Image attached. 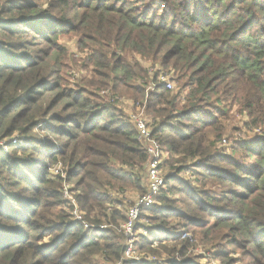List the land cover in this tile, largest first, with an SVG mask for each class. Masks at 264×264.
I'll return each mask as SVG.
<instances>
[{
    "label": "trees",
    "instance_id": "1",
    "mask_svg": "<svg viewBox=\"0 0 264 264\" xmlns=\"http://www.w3.org/2000/svg\"><path fill=\"white\" fill-rule=\"evenodd\" d=\"M47 4L42 9L33 0H0V141L15 132L22 140L0 148V264L121 259L126 246L116 231L125 216L112 209L111 192L143 193L150 159L135 125L115 105V96L126 93L145 103L164 164H179L171 168L175 172L189 169L200 183L165 175L162 206L144 209L151 210L145 218L158 224L134 242L162 259L133 264H198L186 257L187 242L177 247L165 227L171 217L184 219L182 227L194 225L206 245L223 236V247L240 251L242 263L264 264V0ZM70 33L85 54L82 69L89 71V80L81 77L73 88L52 69H60L58 58L67 55L58 39ZM146 62L160 67L154 75L171 71L184 96L158 84L147 90L154 78ZM90 87L104 88L105 97ZM233 109L245 115L249 131H257L255 138L233 142L231 154L240 151L242 158L218 148L222 122ZM38 128L41 137L33 135ZM59 160L86 220L96 227L84 229L70 219L61 180L49 169ZM210 181L217 189L205 188ZM167 194L181 196L185 212L172 208ZM46 236L48 247L42 245ZM154 243L164 250L156 253ZM210 254L227 256L223 249Z\"/></svg>",
    "mask_w": 264,
    "mask_h": 264
},
{
    "label": "rangeland",
    "instance_id": "2",
    "mask_svg": "<svg viewBox=\"0 0 264 264\" xmlns=\"http://www.w3.org/2000/svg\"><path fill=\"white\" fill-rule=\"evenodd\" d=\"M33 2H39L40 3V7L43 8H47L48 6V2L49 0H33ZM59 42L66 46L65 49L67 51V55H63L60 58H58V60H60V64L61 67L60 69L58 68V66L56 65H52V69L57 70V74H61L62 78L65 79V84H62L63 86H69L70 88L75 87L76 83H78V80L80 81L81 77L86 78L89 80V71L88 69H82V66L84 64L83 62V58H85V54L79 52V50L77 49V35H73V34H68V35H64L61 36L59 39ZM46 45H38L37 48H40L43 50V48H45ZM74 58L75 61H73L72 59ZM53 64V63H52ZM146 67L149 68L150 70V75L152 77V79L154 78V82L153 83H149L147 84L146 88L147 90H152L154 88V85L157 84V75L159 73H163L165 76H167V78H172L173 77V73L171 71H167V70H163L158 72L156 75H154V70L157 68H160L158 65L153 66V68L151 67L152 65L149 62H146ZM175 76V75H174ZM52 79H54V77H52ZM171 85L172 88L170 89V91L172 92V95H176L178 94V92H180L181 94V98L184 96L185 92L182 91L181 89H179V85L180 82L178 83L177 80L174 79V81L171 79ZM91 88V92H94L96 94H99L100 96L103 95V97H105V93L107 92V90H105L104 88L101 89L100 88H95V87H90ZM108 89V88H106ZM109 90V89H108ZM118 94V93H117ZM117 98V99H116ZM116 100L115 105L120 108L126 117H129L131 114H137V113H141L142 116L145 118V103H140L135 102L132 98H130V94L126 93L124 95H120L118 94L117 96H115L114 98ZM237 109L232 110V112L228 115V119L223 121L222 124L224 126V134L221 137L222 138V142L220 144H218V148L220 150H224V154L233 156L235 158H242L243 155L242 153L239 152H234L233 155L231 154V150H232V144L234 141H239L241 139V141H246L247 138H255L257 136H255L257 134V131H249L244 125L243 123L246 120V117L244 114H239V112L236 111ZM39 129V128H38ZM33 135L35 137H41L42 135H44V132H42L41 129L39 130H34ZM8 140H12L14 142V144H22V140L20 139V137H18V133L15 132L14 134H12L11 136H8L6 139H2V141H0V148H2L3 150L6 151V149L4 148V143L7 142ZM163 153V155L160 158L161 161V172L164 175L167 174H171L176 176L175 178H178L184 182H189L188 180H190V184H197L199 182L194 181V175H191L192 172H190L189 169L187 170H183L182 172H175L173 169V167L175 166H180L179 164H164V160L167 158L166 154ZM61 163V167H62V171L66 173L65 169H64V164L62 163V161H57ZM56 163H54L53 165H51V167L55 166ZM193 165V164H192ZM192 165H190V163L186 164V167H191ZM51 167L49 169H51ZM193 168V167H191ZM51 173V172H50ZM60 175H57V177ZM60 178V177H59ZM61 180V185H60V191L62 194V197L64 199L66 203L65 205V209L68 210L69 204H68V196H72L74 197V195L76 194L75 192V185L72 181H68L67 177L63 178V180L60 178ZM67 180V182H66ZM66 183L68 185V187L73 190L74 192H69L68 195H64L62 193V184ZM144 183L145 185L147 184L146 178L144 177ZM170 184H177V181H173ZM200 184V183H199ZM169 187V184L167 183V185L165 184V189ZM203 187V186H202ZM206 189L208 188H212V189H217V186L213 183V182H209L206 186ZM162 190V189H161ZM161 192V191H160ZM162 193V192H161ZM111 196L113 197V199L115 200L114 203L112 204V209L116 208L117 210L121 209L123 210V214L125 216V213L127 211V208L134 202L136 201L137 197L139 196V193H137L136 189H127L124 192H111ZM160 196V195H159ZM166 196H168L171 201L169 200V205L172 208H176L177 206H180L181 208H183V211L185 212V208L186 206L182 205L180 202L181 200V196H179L178 194H167ZM162 202H160L159 197L156 199V205L155 206H162L161 205ZM153 207V206H152ZM125 208V211L124 209ZM151 214V210L147 211L144 210L142 212V219L140 217V220L138 222H136L135 226H134V230H133V236H130L128 238H130V241L127 243L128 244H133L132 249L134 250V256H138V257H142V258H150L152 260H161V257L155 256L154 254L151 253L150 250L147 249H142V250H138L137 249V245H134V242H138L139 241V236L140 234L142 236L148 237L149 234V228H147V226H152L154 224H158L156 222H150L148 218H145V216H148ZM141 216V215H140ZM71 219V218H70ZM72 220V219H71ZM123 222V221H122ZM119 225L118 230L116 231L117 233H119V235L123 238L124 234L123 231L121 229V224ZM138 223H140V227L136 228V225H138ZM166 225L167 226L168 231H170L171 233L173 232L176 236V241L175 243L177 244V247H180L181 243L183 244L185 241L187 242V247H186V257H190V258H195V260H197L198 264H244L242 263L241 259L243 260L244 257L241 258L242 253L236 249H233L232 247H223V244H225L226 240L223 236L221 238H217V239H213L211 241H207L208 245H206V243L203 241L202 236L200 234V232L198 231V229L195 228L194 225H189L188 228L187 227H182L184 222V219L181 218H176V217H171L170 219L168 218V220L166 221ZM110 226V225H109ZM108 227V226H107ZM106 227V228H107ZM187 229V230H186ZM147 231V232H146ZM169 234V233H168ZM160 236H163V233L159 234ZM121 238V239H122ZM45 242H42V245L45 246H49L48 243L51 242V238L50 237H45L44 238ZM123 242V244L126 246V241L125 238L123 240H121ZM120 241V242H121ZM157 243H154V247L153 250L156 251V253H159L160 251L162 252V250H164L163 248V244L161 247H159ZM139 247V244H138ZM156 247V248H155ZM213 247V249H211ZM158 248V249H157ZM222 249L224 250V252H226L227 256L226 258L223 259H216L214 257H212L213 255H211V251L214 250H220L222 251ZM164 258H166V255H162ZM172 257V256H171ZM177 260L179 259L178 257H176ZM93 263L92 264H112L111 262L106 261L103 256L101 255H94L93 256ZM230 259V260H229ZM128 260L126 263L129 264ZM141 262V261H140ZM137 262V263H140ZM154 262V261H153Z\"/></svg>",
    "mask_w": 264,
    "mask_h": 264
},
{
    "label": "built area",
    "instance_id": "3",
    "mask_svg": "<svg viewBox=\"0 0 264 264\" xmlns=\"http://www.w3.org/2000/svg\"><path fill=\"white\" fill-rule=\"evenodd\" d=\"M157 84L163 85L167 89H171V78H167L163 73H159L157 75ZM144 116V115H143ZM142 116V114H131L129 116L130 121L135 125L138 139L142 142L143 147L145 148L146 152L148 153L150 159L146 164V189L143 193L139 194L136 201H134L128 208L125 213V218L121 224V229L124 234V238L126 241V247L124 252L121 256V259L117 261L115 264H127L128 260L129 264H133L135 262L140 261H154L150 258H142L138 256H134V250L132 249L133 244H128L130 241V236H133V230L136 222L140 220V215L142 210L151 208L156 203V199L161 191L162 188L165 187V177L161 172V148L158 141L151 137V128L147 124L146 119ZM50 172L53 176L60 175L62 180L65 177L66 173L62 171L61 163L56 162L55 166L51 167ZM67 182V180H66ZM69 192H74L71 190L66 183L62 184V193L64 195H68ZM76 192V191H75ZM68 204L70 207V216L72 222L75 224H80L84 229L94 228L96 226L92 225L89 221L85 218L84 211L80 208L77 198L68 196ZM100 229H105L107 224H101L97 226ZM147 232V231H146Z\"/></svg>",
    "mask_w": 264,
    "mask_h": 264
}]
</instances>
